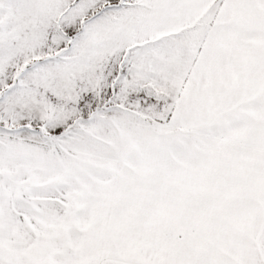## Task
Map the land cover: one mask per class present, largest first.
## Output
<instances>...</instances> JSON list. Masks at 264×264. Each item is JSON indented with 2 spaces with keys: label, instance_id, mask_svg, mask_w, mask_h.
I'll return each instance as SVG.
<instances>
[{
  "label": "snow or ice",
  "instance_id": "1",
  "mask_svg": "<svg viewBox=\"0 0 264 264\" xmlns=\"http://www.w3.org/2000/svg\"><path fill=\"white\" fill-rule=\"evenodd\" d=\"M0 264H264V0H0Z\"/></svg>",
  "mask_w": 264,
  "mask_h": 264
}]
</instances>
